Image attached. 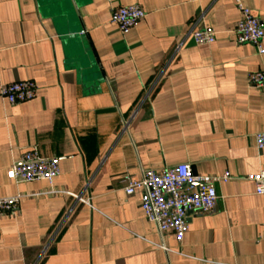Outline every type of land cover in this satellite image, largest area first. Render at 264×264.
Listing matches in <instances>:
<instances>
[{
    "label": "crops",
    "instance_id": "1",
    "mask_svg": "<svg viewBox=\"0 0 264 264\" xmlns=\"http://www.w3.org/2000/svg\"><path fill=\"white\" fill-rule=\"evenodd\" d=\"M241 1L264 29V0ZM128 5L147 16L124 37L111 13ZM240 17L236 0H0V89L38 87L0 96V197L23 196L0 213V264H264V195L247 180L264 171V93L248 84L264 56L237 43ZM195 26L216 42L197 45ZM32 147L58 159L52 184L8 177ZM179 164L232 176L181 243L146 219L142 189L125 192Z\"/></svg>",
    "mask_w": 264,
    "mask_h": 264
},
{
    "label": "built area",
    "instance_id": "2",
    "mask_svg": "<svg viewBox=\"0 0 264 264\" xmlns=\"http://www.w3.org/2000/svg\"><path fill=\"white\" fill-rule=\"evenodd\" d=\"M236 5L241 14L234 29L237 43L250 44L260 56H264V29L259 19L241 0H236ZM146 16L140 5L120 6L112 10L111 22L125 37ZM190 35L197 45H212L216 42L215 33L196 26ZM248 84L264 93V69L250 74ZM37 90L33 81H19L3 86L0 96L11 105H17L33 100ZM255 143L259 150H264V132L255 135ZM60 174L58 159L43 157L37 147L24 153L21 160L8 171V177L17 183L47 181L52 184ZM230 179L232 176L229 172L222 176L196 175L189 164H179L162 171L146 170L141 179L125 177V192L131 196L137 189H142L145 198L141 207L146 219L155 224L161 234L173 232L181 243L189 231V217L211 214L218 202L216 185ZM247 180L255 183L258 195H264V171L249 175ZM22 198V195L0 197V213H15Z\"/></svg>",
    "mask_w": 264,
    "mask_h": 264
}]
</instances>
